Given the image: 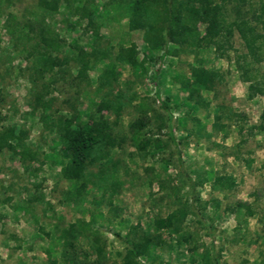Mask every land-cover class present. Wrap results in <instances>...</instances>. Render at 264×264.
<instances>
[{
	"label": "rangeland",
	"instance_id": "rangeland-1",
	"mask_svg": "<svg viewBox=\"0 0 264 264\" xmlns=\"http://www.w3.org/2000/svg\"><path fill=\"white\" fill-rule=\"evenodd\" d=\"M103 1L94 0L92 4L98 24L97 32L93 33L91 26L64 8L62 2L55 12L43 13L37 9L36 0H0V128L26 129L24 143L35 149L38 156V160L31 163L34 175L29 176L15 155L6 150L0 152V201L8 198L7 202L0 203V264H50L51 260L58 264H96L87 233L77 236L72 246L66 248L68 259L60 256L63 249L57 238L59 232L67 223L80 218L98 229L104 243V258L98 264L120 262L122 246L112 232L122 234L127 224L138 220L155 241L150 256L138 259L142 264H213V252L218 255V264L264 263V131L253 130L251 136L246 134L248 126L257 122L258 114L264 109V95L246 98L247 83L240 81L233 63L235 55L244 52L236 31H232V49L227 50V58H216L211 48L181 53L177 57L164 56L159 64L154 57L146 64V72L135 77L129 66L118 64L112 94L120 95L124 104L116 118L111 110L98 105L100 94L92 91L98 68L106 59L87 70L89 86H76L74 66H68L69 74L63 76L53 68L43 76V81H51L49 92L44 96L47 106L40 108L30 104L27 67L32 60L25 57L28 39L23 33L34 13L60 39L61 46L58 51L50 52L51 55L72 53L74 44L88 53L90 61L100 50L104 49L111 56L118 45L129 43L136 46L138 58L148 53L141 42L140 31L127 30L125 18L111 19L112 12L102 5ZM225 9L227 20L236 15L252 17V9L246 4L235 8L227 3ZM198 29L202 30L201 24ZM194 65L202 67L210 79L187 99V93L178 90L172 76L183 74L194 86L189 71ZM254 66L258 81H262L264 87V58ZM156 67L159 68L154 80L151 75ZM213 72L219 77L211 75ZM154 91L158 93L157 99ZM173 95L177 96L176 102L169 100V97L174 99ZM197 96L207 102L206 107H195L191 103ZM165 99L170 104L163 109L158 101ZM216 111L222 112L217 122L224 125L223 129L211 127ZM230 112L240 113L243 119ZM72 115L78 123L97 117L106 119L111 126L114 146L106 158L86 163L84 171L91 181L86 186L84 200L59 203L61 192L72 188L59 175L63 156L69 152L55 133L52 122ZM192 118L198 120L201 134L190 135L184 141L181 137L186 130L195 128ZM135 119L143 122L139 133L150 137L148 154L141 158L129 139V123ZM236 123L242 125L239 133ZM168 125L173 142L166 135ZM241 137L244 141L238 143ZM235 153L238 158L233 157ZM242 159H250L249 165L245 166ZM113 161L114 168L111 167ZM195 170L209 172L206 176L209 178L201 186H194L190 193L183 174L193 179ZM214 173L230 174L235 185L231 189L211 187L210 175ZM109 178L116 183L113 191L107 184ZM32 182L38 183L37 190L31 187ZM25 188L40 192L41 203L25 206L24 199L28 195ZM116 191L114 201H110L115 209H109L107 203ZM179 199L193 203L198 217L207 225L205 228L199 224L195 215H185L184 228L193 237L190 244H176L172 234L152 225L153 218L162 217L177 207ZM211 199L218 201L216 209ZM237 200L250 203L253 214L236 217L226 212L225 207ZM208 231L211 238L206 235ZM187 245H191V251ZM202 253L209 256L207 261L200 259Z\"/></svg>",
	"mask_w": 264,
	"mask_h": 264
},
{
	"label": "trees",
	"instance_id": "trees-1",
	"mask_svg": "<svg viewBox=\"0 0 264 264\" xmlns=\"http://www.w3.org/2000/svg\"><path fill=\"white\" fill-rule=\"evenodd\" d=\"M60 2L63 3L64 8L78 19H84L86 24L91 26L93 33L97 32L98 24L95 22L92 9L94 0H36L35 3L40 12L53 13L57 10ZM227 3H231L235 8L246 4L252 9L251 19L236 15L231 20H227L225 11V4ZM102 5L111 10V19L117 21L120 18H125L127 30L140 31L141 42L148 53L138 58L136 46L129 43L118 45L111 56L104 49L100 50L96 57L90 61L88 53L80 45L74 44L72 53H64L60 56L51 55L50 52L58 51L61 46L60 39L56 32L41 23L37 19L38 14L34 13L31 21H28L26 31L23 33L25 39H28L25 57L32 60L27 67L31 105L40 108L47 106L44 96L49 92L48 87L51 81H43V76L53 68H56L63 76L69 74L68 66H74L73 80L76 86H89L87 70L94 67L99 60L106 59L103 65L98 68L92 91L94 94H100L98 105L102 109L111 110L116 118L122 104H124L120 100V95L112 94V85L116 80V66L118 64L129 66L133 77H135L146 72V64L152 61L154 57H156L159 64L164 56L177 57L181 53L197 52L200 49L211 48L216 58H227V50L232 49L230 37L233 30L236 31L244 48L243 53L235 55L233 63L238 71L240 81L247 83L246 98H252L254 95H264L263 83L258 81L254 66L264 58V0H104ZM198 24L202 25V30L198 29ZM158 68L156 67L152 71L151 76L154 80ZM189 71L194 86L190 84V79L183 74L175 73L172 76V79L178 84V90L187 93V99L192 93H198V86L203 85L210 79L200 66H190ZM211 75L219 77L216 72L211 73ZM81 90L84 91V89ZM110 95L113 96V99L110 98ZM154 96L156 99L158 98L157 91H154ZM166 100L158 101L163 109L167 107ZM191 103L195 107L207 106V102L199 96ZM221 113V111L213 113L212 128H224L222 123L217 122L221 117ZM230 114L238 119H243L240 113L230 112ZM73 117L72 115L71 117L55 119L52 122L55 133L59 135L62 145L69 152L63 156L64 162L59 167V175L72 188H67L61 192L59 203H68L71 200L81 202L84 200L86 186L91 181L84 171L86 163L90 164L95 158H106L109 149L114 146V138L110 134L111 126L106 119L97 117L78 123L73 120ZM192 120L196 123L195 128L186 130L183 136L184 141L190 135L198 136L201 134L198 120L196 118H192ZM142 126L143 122L140 119H135L129 123L131 129L129 139L140 158L148 154L147 146L150 143V137L139 133ZM236 130L238 133L241 132L242 125L236 123ZM253 130L264 131V109L258 114L257 122L248 126L246 134L251 136ZM166 133L170 141L173 142L169 125ZM224 134L225 131L222 135ZM26 135L27 132L24 128H19L16 131L11 127L0 128V152L6 150L15 155L22 169L31 176L34 175L31 163L37 161L38 156L35 149L24 143ZM243 141L244 139L241 137L238 143ZM233 157L238 158L236 153L233 154ZM176 161L179 163L177 148ZM242 161L245 166L250 163V159H242ZM111 167H115L114 161L111 162ZM205 173L206 175H204ZM207 173L209 174L207 171L198 173L195 170L193 171V179L183 174L185 180H187L190 193H193L194 186H201L209 178V176L206 177ZM210 180V186L218 189H231L235 185V179L230 174L214 173L210 175ZM101 181L104 183L106 180L103 177ZM107 184L110 191L115 190L116 183L112 178L108 179ZM31 187L37 190L38 183L32 182ZM25 191L28 194L24 199L25 206L41 203L42 195L40 192H30L28 188H25ZM2 200L4 201H0V203L7 202L8 198L4 197ZM194 200H196L195 197ZM185 201V199L180 201L177 207L164 216L152 219L154 228L172 234L176 244H190L193 242V237L184 228L185 215L190 213L199 218L198 211L193 203L187 204ZM107 204L109 209H115L110 201ZM211 205L216 209L218 201L212 200ZM23 209L26 208L23 207ZM225 210L236 217L251 216L253 214L251 204L242 200H237L230 206H226ZM197 222L207 228L201 218L197 219ZM85 233L90 237L89 242L94 251L96 264L101 263L104 258V243L99 238V231L97 228L91 227L88 220L84 221L81 218L67 223V227L61 230L57 236L63 249L60 254L62 259L66 258V248L72 246L73 240ZM44 234L47 236V233ZM112 234L122 246V256L118 264H142L138 259L150 256L149 251L151 247L155 246L154 236H151L139 222L129 224L122 234L118 231H113ZM206 235L212 237L210 231L206 232ZM11 236L14 237V235ZM190 246L187 245L186 247L189 251L192 249ZM199 257L202 261H207L209 256L202 253ZM211 260L213 264H218L217 253L213 252L211 254ZM49 263L58 264L54 260ZM261 264L264 263L261 262Z\"/></svg>",
	"mask_w": 264,
	"mask_h": 264
},
{
	"label": "crops",
	"instance_id": "crops-1",
	"mask_svg": "<svg viewBox=\"0 0 264 264\" xmlns=\"http://www.w3.org/2000/svg\"><path fill=\"white\" fill-rule=\"evenodd\" d=\"M165 88V87H164ZM164 88H162V90L164 91ZM161 89V88H160ZM174 96V99H172L171 97H169V100H174V102H176V99H177V96L176 95H173ZM160 98V97H159ZM168 100V99H167ZM163 101V100H162ZM166 104H170V102H168L167 103V101H166ZM177 112L178 111H176V114H177ZM179 119V118H178ZM185 135V134H184ZM189 137V136H188ZM188 137H186V138H188ZM181 138H183V135H182V137ZM117 193V191L116 192H114L113 194H112V196H111V198H110V200L109 201H114V199H113V196L115 195ZM118 193H120V190L118 191ZM135 222H139L140 223V225L143 227V225H142V223L138 220V221H133V222H131V223H135ZM131 223H129V224H131ZM129 224H127L126 225V227L129 225ZM126 227H125V229H126Z\"/></svg>",
	"mask_w": 264,
	"mask_h": 264
}]
</instances>
